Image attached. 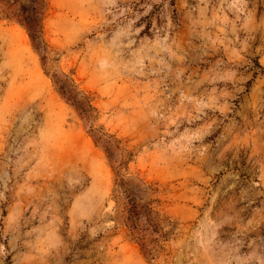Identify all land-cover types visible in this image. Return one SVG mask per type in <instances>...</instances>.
I'll return each mask as SVG.
<instances>
[{
	"label": "rangeland",
	"instance_id": "obj_1",
	"mask_svg": "<svg viewBox=\"0 0 264 264\" xmlns=\"http://www.w3.org/2000/svg\"><path fill=\"white\" fill-rule=\"evenodd\" d=\"M44 5V53L0 5V264H264V0Z\"/></svg>",
	"mask_w": 264,
	"mask_h": 264
},
{
	"label": "trees",
	"instance_id": "obj_2",
	"mask_svg": "<svg viewBox=\"0 0 264 264\" xmlns=\"http://www.w3.org/2000/svg\"><path fill=\"white\" fill-rule=\"evenodd\" d=\"M0 5L4 9L5 17L15 21L27 32L34 48L41 52H45V43L43 40V21H44V0H0ZM45 60V57H43ZM62 94L67 93L61 88ZM70 101V99H68ZM122 182H124L122 180ZM121 182V183H122ZM122 187V184H121ZM124 193L128 199V221L131 229H137L140 222L139 206L136 203L132 193L125 188Z\"/></svg>",
	"mask_w": 264,
	"mask_h": 264
}]
</instances>
